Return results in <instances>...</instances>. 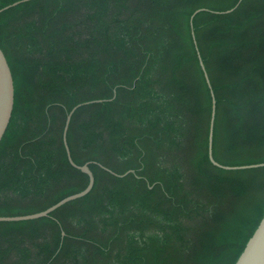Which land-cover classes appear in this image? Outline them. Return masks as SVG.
<instances>
[{"label":"trees","instance_id":"16d2710c","mask_svg":"<svg viewBox=\"0 0 264 264\" xmlns=\"http://www.w3.org/2000/svg\"><path fill=\"white\" fill-rule=\"evenodd\" d=\"M0 47L15 84L0 217L87 188L63 139L78 105L67 142L95 177L48 217L0 222V264H236L264 167L213 165L212 92L214 159L263 164L264 0H31L0 13Z\"/></svg>","mask_w":264,"mask_h":264},{"label":"water","instance_id":"95a60500","mask_svg":"<svg viewBox=\"0 0 264 264\" xmlns=\"http://www.w3.org/2000/svg\"><path fill=\"white\" fill-rule=\"evenodd\" d=\"M29 1L31 0H23L21 2L14 3L11 7H14L23 2H29ZM11 7H6L5 9L1 10L0 13H2L4 10H7ZM201 11L203 10H198L194 13V15L191 18V22L193 21L194 17ZM232 11L233 10L229 12H232ZM195 43H196V40H195ZM201 66L205 73L206 80L208 84L210 85L209 77H208V74L206 72V69H205V66L202 60H201ZM212 96H213V114H212V120H211V125H210V135H209V157L213 165L221 169H225V170H245V169H254V168L264 167V163L257 164V165L240 166V167H229V166H224L218 163L214 159L213 139H214V125H215V114H216V100H215V96L213 92H212ZM95 102H102V101H92V102H87L85 104H91ZM14 106H15V84H14L13 74L9 66V63L7 61V58L3 50L0 47V144L10 125V122L13 116ZM80 106L82 105L76 106L69 113L67 117L65 129H64L63 139H64V144H65L66 151H67L71 165L79 169L84 174L88 175L89 177V184L87 188L80 193L74 194L72 196H69L61 200L59 203L53 205L52 207H50L49 209L43 212L32 214V215H26V216L0 217V222H22V221L37 220V219L48 217L53 212L65 206L67 203L81 199L92 191L94 184H95V177L89 167V164H86L84 166H78L77 164H75V162L73 161L71 157L70 149H69L68 142H67V134H68L72 116L74 115V113ZM236 264H264V217L260 225L258 226L257 230L255 231L251 239L248 241L244 251L240 255Z\"/></svg>","mask_w":264,"mask_h":264}]
</instances>
